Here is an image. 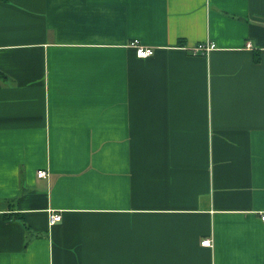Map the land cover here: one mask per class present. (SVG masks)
Masks as SVG:
<instances>
[{
    "label": "crops",
    "instance_id": "crops-1",
    "mask_svg": "<svg viewBox=\"0 0 264 264\" xmlns=\"http://www.w3.org/2000/svg\"><path fill=\"white\" fill-rule=\"evenodd\" d=\"M262 212L264 0H0V264H264Z\"/></svg>",
    "mask_w": 264,
    "mask_h": 264
},
{
    "label": "built area",
    "instance_id": "built-area-1",
    "mask_svg": "<svg viewBox=\"0 0 264 264\" xmlns=\"http://www.w3.org/2000/svg\"><path fill=\"white\" fill-rule=\"evenodd\" d=\"M135 44L137 45V54L140 57H148L154 54V48L152 47H147L141 44H138V42H135ZM248 47H251V42L247 43ZM212 48H214V44L212 42L210 43H206V44H200L198 46H196L194 48V52H199V51H208L211 50ZM39 177H46L48 176V171L46 169H40L37 172ZM261 219L264 221V212H262V214L260 215ZM62 219V214L59 211L56 210H52L50 211L49 214V224L53 225L56 222L60 221ZM202 244L203 245H207V246H212L213 244V239L211 237H206L202 240Z\"/></svg>",
    "mask_w": 264,
    "mask_h": 264
}]
</instances>
